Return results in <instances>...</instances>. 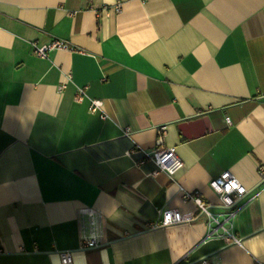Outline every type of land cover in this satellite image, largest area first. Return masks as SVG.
<instances>
[{"label":"crops","instance_id":"1","mask_svg":"<svg viewBox=\"0 0 264 264\" xmlns=\"http://www.w3.org/2000/svg\"><path fill=\"white\" fill-rule=\"evenodd\" d=\"M53 39L77 50L32 52ZM166 147L183 164L173 177L145 155ZM259 165L264 0H0V264H60L62 251L73 264H264ZM223 171L247 189L234 244L206 238L181 194L217 212L209 181ZM84 207L101 215L95 248L81 247ZM164 208L193 219L142 230Z\"/></svg>","mask_w":264,"mask_h":264},{"label":"built area","instance_id":"2","mask_svg":"<svg viewBox=\"0 0 264 264\" xmlns=\"http://www.w3.org/2000/svg\"><path fill=\"white\" fill-rule=\"evenodd\" d=\"M111 7H103L102 11L105 12L108 9H113L116 13L121 11V3H114ZM32 52L40 58H47L48 53L54 49L63 50H77L65 40L53 39L50 42L39 45L36 41L30 43ZM67 80L70 79V75H66ZM65 87V83L59 85V89ZM86 87H78L75 92L74 99L76 102H82L86 99ZM88 111L90 113H98L102 119L107 118L103 110V102L100 99L88 98ZM127 132L128 129H125ZM160 142V140H159ZM156 165L157 171H163L170 177L181 169L183 165L178 158L174 147L156 148L149 153L145 154ZM143 161L141 160L140 163ZM259 175L264 183V166L259 165ZM210 188L217 193L220 199V209L217 212H213L206 207V204L200 198L197 191L189 193L182 191L183 199H191L199 211L206 217L207 233L206 238L209 237H221L227 242L237 243L238 239L233 233V218L238 210L236 200L240 199L247 192L246 187L241 184L237 178L229 171H223L220 175L212 178L209 181ZM81 216L87 219V227L81 226V247L82 248H95L102 244V230L100 227L101 215L99 212L91 207H84L80 210ZM193 217L191 213H182L177 209H163L159 212V217L155 221H147L142 225V230L148 231L159 227L169 226L177 224L178 222H190ZM23 250V249H21ZM60 264H73L72 253L70 251H62L59 253ZM188 264H213L206 259H201L195 263Z\"/></svg>","mask_w":264,"mask_h":264}]
</instances>
